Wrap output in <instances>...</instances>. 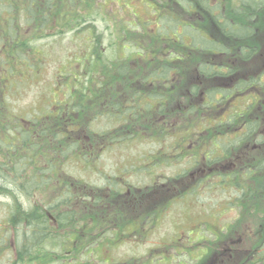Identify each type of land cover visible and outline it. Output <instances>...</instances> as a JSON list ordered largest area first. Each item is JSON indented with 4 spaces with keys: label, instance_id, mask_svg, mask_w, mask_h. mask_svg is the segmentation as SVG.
<instances>
[{
    "label": "trees",
    "instance_id": "obj_1",
    "mask_svg": "<svg viewBox=\"0 0 264 264\" xmlns=\"http://www.w3.org/2000/svg\"><path fill=\"white\" fill-rule=\"evenodd\" d=\"M78 1L68 0L66 13L73 14V3L78 4ZM61 2L0 0V87H4V91L5 87H18L20 80L27 75L34 77L27 71L28 67L40 69L43 55L32 41L42 37L46 30L59 26ZM81 2L84 6L92 4V0ZM159 6H153L158 14L156 28L143 33L146 42L140 37L136 52L130 55L115 52V59L111 62L118 68L114 72H107L104 68L108 67L107 62L100 63L104 68V81L95 82L94 71L90 70L85 84L79 81L80 76L74 74L69 77L77 83L69 86L64 82L54 88L53 92L63 93L64 88L68 87V96L57 102L53 112L46 113L44 124L32 129L16 123L8 117L7 100L4 97V100L0 99V155L5 156L0 162V195L8 196L13 201L8 220L16 231L17 249L13 264H33L36 260H40V264H70L69 259H80L84 250H90L100 242L101 236L109 229L123 233L130 225L123 222L113 228L112 224H104L103 211L96 210V207L103 205L102 197L80 196L74 188L83 187V184L57 177L52 165L49 168L54 171L50 177L29 173V169H40L30 152L31 148L38 147V141L34 139L47 138V147L67 156L77 143L71 141L72 133H78L75 128L92 129V124L97 120L105 119L114 124L112 130L105 134L98 133L99 136L116 138L114 135H117L118 139H133L140 136L142 131L121 130L145 127L151 130L154 137L166 127L168 120L176 118V128L180 125L185 128L191 122L192 127L198 125L202 135L206 133L212 139L210 152L205 159L213 164L216 161L215 150L220 148L229 154L233 147L246 142L249 137L257 136V132L264 127V108L260 109L264 105V62L255 68L246 66L264 53V44H260L264 22L258 20L264 12V0H167ZM13 9H19L20 13L17 15ZM185 14L197 17L194 23L185 20ZM16 20H23L26 26L32 27L33 32L34 26L37 30L40 28V35L23 36ZM76 20L77 17L74 23ZM63 24L69 28L73 23L66 21ZM122 46L124 51L133 47L132 44ZM124 57L128 61H137L134 62L137 68H133L131 63L118 61ZM101 58L102 53L96 45L93 54L82 60L83 64H93L92 61ZM236 98L241 99L240 104L233 102ZM23 121L33 126V121ZM195 121L198 123L194 124ZM134 122L138 126L133 125ZM94 135L95 132L90 134V138L95 139ZM50 138H58L56 145L50 146ZM59 144L63 145L62 148H58ZM76 147L78 149L80 145ZM83 153L79 152L80 155ZM179 153L173 154L169 160L181 161V158H175ZM155 160L159 163L168 159L160 155ZM262 164L264 160L256 163L255 169L247 170L243 176L234 171L219 172L215 186L227 195L231 192L238 205H244L246 195L257 204L253 198L256 195L260 198L264 187L254 174L259 172ZM185 176L184 171L170 181ZM245 176L252 178L249 187ZM84 186L95 192L105 189L91 184ZM42 187L56 190V196L48 204L33 198L37 197ZM135 188L139 195L142 188ZM110 189L117 191L113 186ZM190 190L180 192L178 198L184 199ZM141 193H146V190L142 189ZM22 194L27 196L28 206L21 202ZM80 198L83 201L77 200ZM159 209L158 206L157 210L153 207L147 212L144 210L138 218L154 214ZM113 233L117 235V232ZM117 236L113 244L118 242ZM261 247H264V234ZM92 255L90 260L80 264H102L96 263ZM251 262L262 264V256L252 258ZM114 264L141 263L130 258Z\"/></svg>",
    "mask_w": 264,
    "mask_h": 264
},
{
    "label": "rangeland",
    "instance_id": "obj_2",
    "mask_svg": "<svg viewBox=\"0 0 264 264\" xmlns=\"http://www.w3.org/2000/svg\"><path fill=\"white\" fill-rule=\"evenodd\" d=\"M163 1L167 0H92L91 6H84L80 0L78 4L73 3V14H68V0H62L59 26L46 30L42 37H36L32 41L33 46L43 55L40 69L28 67L27 71L34 77L27 75L18 79V87H5V91L4 87H0V99L7 100L8 117L27 128H36L38 124H44L46 113L53 112L57 102L68 96V87L64 88L63 93L53 92L54 88L64 82L69 86L77 83L71 81L69 76H80L79 81L85 84L89 71L93 70V80L104 81V68L107 72H114L118 68L111 62L115 59L113 54L119 52L130 55L136 52L140 37L146 42L143 33L155 30L158 14L153 6L160 7ZM171 5L177 7L175 4ZM13 12L18 15L20 10L13 9ZM75 17L77 20L74 23ZM185 17V20L192 22L197 18L189 14H185ZM258 20L264 22V12ZM16 21L23 36L40 35V28L37 30L34 26L33 32L32 27L26 26L23 20ZM66 21L73 23L72 27H66L63 24ZM260 41V44H264V30ZM124 44H132L133 47L124 51L121 49ZM96 45L102 58L92 61L93 64H83L82 59L93 54ZM263 55L264 53L259 59L247 64V68L262 64ZM78 57L81 59L78 60ZM127 57L118 61L131 63L133 68H137L134 65L137 61H128ZM103 62H107L108 67L103 68L100 64ZM262 67L263 65L258 68ZM14 77L17 78L16 75ZM233 102L240 104L241 99L236 98ZM23 120L33 121V126ZM171 121L170 129L164 128L154 137L151 130L139 126L138 129L121 130H141L142 133L137 138L118 139L117 135H114L116 138L99 136L98 133L112 130L114 124L105 119L97 120L92 124V129L75 128L78 133H72L71 141L77 143L67 156L66 153L47 147V138L34 139L38 141V147L31 148L30 152L40 169H32L34 172L29 169V173L36 172L38 176L50 177L54 171L49 168L52 165L57 177H64L69 182L73 179L83 184V187L74 188L80 196L102 197L103 205L96 207V210L103 211L101 216L104 224H112L113 228H117L116 224L130 223L123 233L110 227V231L101 236L100 242L90 250H84L80 259H69L70 264L85 263L92 254L96 263L102 264L120 263L130 258L137 259L141 264H252L251 259L259 256H262L264 264V247H261L264 234V192L260 193V198L258 195L253 198L257 204L246 195L244 205H238L233 202L231 192L227 195L215 186L219 172L234 171L243 176L247 171L243 164L247 159L264 155V145L261 150L257 140L249 139L233 147L229 154L218 148L214 154L216 165H212L205 159L210 152L212 139L206 133L202 135L198 125L192 127L190 122L185 128L181 125L176 128V118ZM196 123L198 122L195 121L194 124ZM132 124L138 126V123ZM94 132L95 139L90 138V134L93 135ZM57 139L50 138V146L56 145ZM77 145L80 148L77 149ZM62 146L59 144L58 148ZM165 151L168 152L166 157L163 155ZM79 152L84 153L80 155ZM178 153L179 156L175 158H181V161L168 159ZM160 155L168 160L157 163L154 156ZM3 159L5 156L0 155V162ZM182 171L187 176L170 181ZM254 175L259 182L262 181L261 186L264 187V174L258 172ZM245 179L248 182L252 178L245 176ZM0 181L2 182V177ZM163 183L166 185L160 186ZM89 184L105 189L95 192L84 186ZM111 186L116 187L117 191L111 190ZM135 187L145 189L146 193H141L142 189L139 188L138 195ZM254 188L256 187H252ZM188 190L190 191L184 199L178 198L180 192ZM54 196L56 190L42 187L37 192V197L33 198L48 204ZM20 200L23 205H29L24 194L20 196ZM77 200L83 201L81 198ZM158 206V212L153 211L154 214L138 218L144 210L147 212L152 207L157 210ZM11 210L12 199L0 195V264H13L16 257V231L8 224ZM105 211L107 212L104 213ZM113 232H117L118 236ZM116 236L118 242L113 244ZM33 264H40V260Z\"/></svg>",
    "mask_w": 264,
    "mask_h": 264
},
{
    "label": "flooded vegetation",
    "instance_id": "obj_3",
    "mask_svg": "<svg viewBox=\"0 0 264 264\" xmlns=\"http://www.w3.org/2000/svg\"><path fill=\"white\" fill-rule=\"evenodd\" d=\"M263 108H264V105L262 106ZM262 117V116H261ZM172 121L171 120H168L167 122H166V127L165 128H168V129H170V123H171ZM127 123V122H126ZM125 123V124H126ZM128 123H130V122H128ZM257 133H259L257 136H254V137H249V138H247V140L248 139H255V140H257L258 142H259V148H261V150H263V145H264V127L263 128H261L260 130H259V132H257ZM256 147V146H255ZM167 153L168 152H163V155L166 157V155H167ZM261 153H262V151H260L259 152V155H261ZM154 158H156V156H154ZM157 158H158V156H157ZM164 158V157H163ZM171 157H169L168 159H170ZM263 161L264 160V155H261V156H258V157H252V158H250V159H247V161L243 164V165H245V168H246V170H249V169H251V168H253L255 165H256V163H258L259 161ZM216 165V161H214V163L212 164V165ZM212 167H214V166H212ZM253 169H255V168H253ZM259 172H261L262 174H264L263 172H264V164H262V167L258 170ZM247 172V171H246ZM182 173H184V171H182V172H179V174H182ZM166 184H164L163 183V186H165ZM247 185H248V187L249 186H251L252 184H251V179L247 182ZM129 190V189H128ZM128 190L126 191V192H128ZM264 192V191H263ZM262 197H264V193L262 194ZM233 201L234 202H236L237 203V201H236V199L234 198L233 199ZM264 219V218H263Z\"/></svg>",
    "mask_w": 264,
    "mask_h": 264
}]
</instances>
